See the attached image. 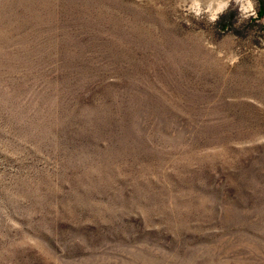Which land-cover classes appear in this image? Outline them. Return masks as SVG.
<instances>
[{"label":"rangeland","instance_id":"rangeland-1","mask_svg":"<svg viewBox=\"0 0 264 264\" xmlns=\"http://www.w3.org/2000/svg\"><path fill=\"white\" fill-rule=\"evenodd\" d=\"M237 17L0 0V264H264V0Z\"/></svg>","mask_w":264,"mask_h":264},{"label":"clouds","instance_id":"clouds-1","mask_svg":"<svg viewBox=\"0 0 264 264\" xmlns=\"http://www.w3.org/2000/svg\"><path fill=\"white\" fill-rule=\"evenodd\" d=\"M230 6L238 9L237 27L256 16V0H176V8L184 15L183 23L189 26L192 25L189 16L197 21L203 19L208 24H215Z\"/></svg>","mask_w":264,"mask_h":264}]
</instances>
